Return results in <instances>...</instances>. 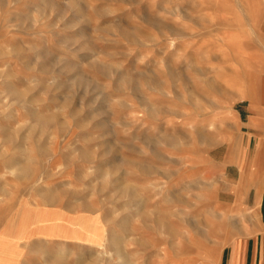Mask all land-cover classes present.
<instances>
[{
    "label": "rangeland",
    "instance_id": "1",
    "mask_svg": "<svg viewBox=\"0 0 264 264\" xmlns=\"http://www.w3.org/2000/svg\"><path fill=\"white\" fill-rule=\"evenodd\" d=\"M263 137L264 0H0L8 242L92 244L77 264H225L245 214L220 210Z\"/></svg>",
    "mask_w": 264,
    "mask_h": 264
},
{
    "label": "crops",
    "instance_id": "2",
    "mask_svg": "<svg viewBox=\"0 0 264 264\" xmlns=\"http://www.w3.org/2000/svg\"><path fill=\"white\" fill-rule=\"evenodd\" d=\"M245 163L242 159L235 165L240 171V175L235 180L236 187L231 189L230 192L235 197L234 202L228 204L229 208L225 209L223 207L220 210L228 212L229 209L230 214H245L244 220H237L229 224L230 229L239 228V231H230L224 246L217 251L223 255L225 264H264V137L262 145L259 146L257 157L253 161ZM29 206L32 210L42 214L49 211L66 214L73 219L77 218L75 214L58 207ZM11 230V228L8 230V226L0 229V234L3 232L0 235V240L2 238L6 239L8 245L4 249L0 248V264H2V260L11 261L13 264H58L59 260L61 264H77L76 254L70 250L78 246L75 240H68L70 241L67 243L68 245L60 246L59 242L63 239L48 234H38L39 236L33 237L30 241L16 240L11 243L8 242L12 240L14 234ZM221 244L220 241L219 245ZM84 245L87 247L93 246L88 242L81 244V246ZM54 246L57 247V251L53 250ZM61 249H65V253L61 254ZM89 250L92 249L89 248ZM82 259L87 260L85 255Z\"/></svg>",
    "mask_w": 264,
    "mask_h": 264
},
{
    "label": "bare ground",
    "instance_id": "3",
    "mask_svg": "<svg viewBox=\"0 0 264 264\" xmlns=\"http://www.w3.org/2000/svg\"><path fill=\"white\" fill-rule=\"evenodd\" d=\"M60 261H58V264H59Z\"/></svg>",
    "mask_w": 264,
    "mask_h": 264
}]
</instances>
